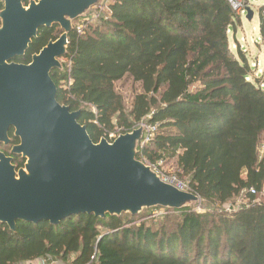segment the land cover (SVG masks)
Masks as SVG:
<instances>
[{"label": "trees", "instance_id": "1", "mask_svg": "<svg viewBox=\"0 0 264 264\" xmlns=\"http://www.w3.org/2000/svg\"><path fill=\"white\" fill-rule=\"evenodd\" d=\"M95 10L80 32L79 19L73 22L64 63L50 73L57 103L80 112L77 122L93 143L112 142L109 135L144 121L155 126L136 159L149 166L173 161L175 177L206 210L78 214L58 225L18 221L15 231L0 224V264H264V199L256 201L264 186V87L245 55L229 50L236 13L227 0H112ZM257 16L264 43V6ZM61 33L56 25L40 29L14 62L28 64ZM125 78L141 89L128 110L115 91ZM9 138L18 143L12 129ZM9 147L0 151L10 155ZM241 195L245 205L223 210ZM160 209L181 220L160 229L131 227Z\"/></svg>", "mask_w": 264, "mask_h": 264}, {"label": "water", "instance_id": "2", "mask_svg": "<svg viewBox=\"0 0 264 264\" xmlns=\"http://www.w3.org/2000/svg\"><path fill=\"white\" fill-rule=\"evenodd\" d=\"M101 0H2L0 11V144L18 143L11 156L24 160L17 168L0 153V224L15 231L16 222L58 225L78 214L135 216L143 210H181L199 197L160 180L136 159L143 128L93 143L86 127L57 103L53 69L66 53L73 21ZM247 20L252 11L247 8ZM58 26L61 35L49 41L28 64L23 57L42 28Z\"/></svg>", "mask_w": 264, "mask_h": 264}, {"label": "rangeland", "instance_id": "3", "mask_svg": "<svg viewBox=\"0 0 264 264\" xmlns=\"http://www.w3.org/2000/svg\"><path fill=\"white\" fill-rule=\"evenodd\" d=\"M112 0H101L100 3L92 8L84 17L79 19L76 22L77 29L82 28V23L85 21H94L97 17V11L95 10L97 7H100V10L105 9L108 3H111ZM239 9L236 11V15L238 17V21L236 22L234 29L229 30L227 32L228 36V44L229 50L233 54H242L245 55L248 64L253 70L254 76H259L261 81L263 82L262 86L264 87V43L259 38L258 34V16L257 10L264 6V0H239ZM249 8L252 11V17L250 20H247L246 9ZM74 22V21H73ZM74 22V23H75ZM80 32V31H79ZM60 65L64 63L63 59L59 60ZM115 91L121 97L125 108L128 110L132 103V100L135 95L141 92L140 86L137 83H134L131 79H123L115 83ZM150 117L148 115L147 119ZM148 124H141L139 127H142L144 130L148 127ZM138 127V128H139ZM156 131V130H155ZM155 133V132H154ZM154 135V134H153ZM113 138L117 136L113 135ZM263 145H264V137H263ZM264 151L263 147L261 148V153ZM161 174H164L165 177L170 179H177L175 177V167H173V161L168 162L167 165L162 166L160 168ZM163 176V177H164ZM178 180V179H177ZM185 187V192L191 193L188 190V186L186 182L183 180H178ZM256 201L263 200L264 198V186L263 190L260 194H256ZM264 201V200H263ZM247 200L244 195H241L233 200L230 204L225 206L223 210L225 212H234L242 205H245ZM205 206L200 205V200L197 203H194L188 207V209H192L197 213H204L206 208ZM228 208H234L228 210ZM151 210V209H150ZM147 212H145L146 214ZM152 218L139 220L136 224L132 225V228H136L138 226H145L150 229H160L161 227H168L174 224H177L181 220V215L176 213L167 214L164 210H155L152 211ZM33 264H49L44 260L35 261ZM51 264H63V263H51Z\"/></svg>", "mask_w": 264, "mask_h": 264}, {"label": "built area", "instance_id": "4", "mask_svg": "<svg viewBox=\"0 0 264 264\" xmlns=\"http://www.w3.org/2000/svg\"><path fill=\"white\" fill-rule=\"evenodd\" d=\"M227 1H228L229 5L231 6V8L233 9V11L236 13V11L239 9V3H238L239 0H227ZM77 30L79 32L80 28H78ZM155 129H156L155 126H148L145 130L143 129L142 139L139 142L137 149L142 148L145 144H148L150 142V140L152 139L153 134L155 132ZM109 138L110 139H115V138H113L112 135H109ZM263 149H264V147H263ZM147 166H149V165H147ZM149 167L151 168V170L153 172H155L157 174V176L160 178V180L162 182L175 187L179 191L185 192V187H184V185L181 182H179L175 178L174 179H170L168 177H165L164 174L160 173L161 172L160 168L162 167V163L161 162H158L156 165H152V166H149ZM249 193L255 194V191L254 190H250ZM228 210H230V208H228ZM229 212H231V211H229Z\"/></svg>", "mask_w": 264, "mask_h": 264}, {"label": "flooded vegetation", "instance_id": "5", "mask_svg": "<svg viewBox=\"0 0 264 264\" xmlns=\"http://www.w3.org/2000/svg\"><path fill=\"white\" fill-rule=\"evenodd\" d=\"M0 145H2L3 147H5V148H7L8 146H10L9 147V154H10V150H11V148H12V146H14V145H8V146H4L3 144H0ZM16 145V144H15ZM0 153H3L5 156H7V157H12L11 155H8V153L7 154H5L4 152H2V151H0ZM12 159H13V157H12ZM13 161V160H12ZM13 163V162H12Z\"/></svg>", "mask_w": 264, "mask_h": 264}]
</instances>
